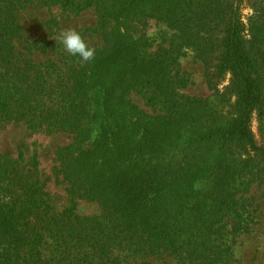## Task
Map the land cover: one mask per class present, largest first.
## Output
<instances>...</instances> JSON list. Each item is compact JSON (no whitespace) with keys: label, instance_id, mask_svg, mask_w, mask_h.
<instances>
[{"label":"trees","instance_id":"obj_1","mask_svg":"<svg viewBox=\"0 0 264 264\" xmlns=\"http://www.w3.org/2000/svg\"><path fill=\"white\" fill-rule=\"evenodd\" d=\"M2 1L0 126L22 121L70 134L54 150L53 170L71 199L52 211L34 156L24 168L0 152V264H117L113 251L235 264V237L254 222L246 194L264 182L262 0L250 1L246 24L240 0H36L73 13L92 7L95 25L82 33L102 42L90 62L68 55L50 81L53 69L13 44L20 35L10 7L25 0ZM148 18L179 33L148 52L137 31ZM179 44L194 49L211 89L228 75L225 92L213 91L232 97L227 114L208 97L178 92L186 83L171 73ZM72 197L96 202L99 214H77Z\"/></svg>","mask_w":264,"mask_h":264},{"label":"rangeland","instance_id":"obj_2","mask_svg":"<svg viewBox=\"0 0 264 264\" xmlns=\"http://www.w3.org/2000/svg\"><path fill=\"white\" fill-rule=\"evenodd\" d=\"M250 1H239L240 16L244 24L247 23V18L253 15V11L249 8ZM3 3L0 0V6ZM259 5L260 12H264V0ZM10 10L20 35L19 39H13L14 46L16 45L18 49L26 53H31L32 63H38L40 67H48L49 71L53 69L51 76L47 78L49 81L54 79L56 70L61 71L68 63L66 59L68 54L54 38L49 37L57 35L63 28L71 27L80 32L90 47H99L102 43L98 35L89 32L82 33L84 28H91L95 25L96 15L92 7L73 13L61 10L57 4L40 5L36 0H25V3L10 7ZM139 30L148 40V52L153 51L158 45L166 46L173 33H179L166 23L155 21L152 18L144 19L138 25L137 31ZM39 49L42 51L39 52ZM176 56L177 65L171 73L176 72L186 80L185 86L179 88L178 92L189 96L208 97L212 110L227 114L232 97L227 93L218 97L213 91L217 89L220 93L225 92L228 75H224L215 88L211 89L205 82L203 62L191 46L179 44ZM129 98L141 110L151 111L138 95L130 93ZM250 127L257 137L254 119L251 120ZM70 138V134L64 130L49 132L43 127L29 128L22 121H6L0 126V152L15 159L24 168H28L34 156L37 161L36 168L39 178L43 180V188L49 198L51 210L54 212L70 205L71 196L66 190V184L53 170L56 165L54 150L58 146L67 144ZM18 152H20V157L17 158ZM247 195L250 197L251 207H254V222L247 233H241L235 237L232 254L236 261L235 264H264V182L253 183ZM72 199L75 201L74 211L77 214L83 216L99 214L100 208L96 202L78 197H72ZM53 249L54 243L48 239L44 249L47 256H52ZM112 255H116L119 259L117 264H174L172 257L165 253L123 257V252L113 251ZM50 258L53 259V257ZM57 264L67 263L65 261L64 263L57 262Z\"/></svg>","mask_w":264,"mask_h":264},{"label":"clouds","instance_id":"obj_3","mask_svg":"<svg viewBox=\"0 0 264 264\" xmlns=\"http://www.w3.org/2000/svg\"><path fill=\"white\" fill-rule=\"evenodd\" d=\"M54 38L56 43L70 56L80 58V62H90L95 58V48L90 47L88 42L75 28H63Z\"/></svg>","mask_w":264,"mask_h":264}]
</instances>
